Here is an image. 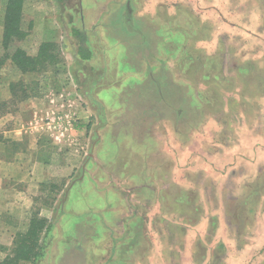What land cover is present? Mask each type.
Wrapping results in <instances>:
<instances>
[{
	"label": "rangeland",
	"instance_id": "1",
	"mask_svg": "<svg viewBox=\"0 0 264 264\" xmlns=\"http://www.w3.org/2000/svg\"><path fill=\"white\" fill-rule=\"evenodd\" d=\"M5 1L0 137L38 122L42 161L38 181L21 189L23 209L12 211L0 264H33L40 251L37 264H264V171L244 184L200 154L264 128V0H20L4 42ZM92 14L104 22L86 24ZM132 19L148 49L131 44L109 69L128 73L147 56L155 74L145 87L122 74L112 84L120 95L103 104L90 73L102 75L118 54L123 37L111 43L105 33L127 35ZM81 45L92 61H78ZM37 53L38 72L22 73ZM62 93L72 126L57 135L46 118ZM16 150L11 143L12 159Z\"/></svg>",
	"mask_w": 264,
	"mask_h": 264
},
{
	"label": "crops",
	"instance_id": "2",
	"mask_svg": "<svg viewBox=\"0 0 264 264\" xmlns=\"http://www.w3.org/2000/svg\"><path fill=\"white\" fill-rule=\"evenodd\" d=\"M6 1L2 8L4 12L6 10ZM67 1H71V0H67ZM97 1L100 2L102 0H97ZM96 5L97 3L94 4L95 8L91 10L93 14L95 11L98 12ZM129 7H131V4L128 1L125 6V11ZM93 14L89 18V20H86L87 21L86 24L91 26L93 25L99 26V24H94V23L104 22L105 19L101 14H99L97 18H94ZM135 22L133 21V19L130 21V27H132V29L131 28L129 29L127 35L124 34V36L122 35H119L117 37L114 36L115 38H113L112 37L113 35L109 33L111 31L108 30V32L105 33V35L107 34L106 38H108V40L111 43L117 41L116 38L123 37V40L119 41V43L116 46V48L118 49V54L122 57V59L116 58L118 54H113V56L111 58L109 57L108 59L105 58L104 63L106 64L105 66L108 67V69L102 75L101 72L95 71L94 73L90 71L91 76L93 75V77L98 78L97 81L93 79V81L95 82H93L92 88L89 89L92 94L97 92L95 94V97L98 99V102L105 104V100H108V98H111L113 96L117 97L120 95V89L119 90L117 89L116 83L114 85L112 84L114 83L115 80L116 81L120 80L122 78V74L124 75L128 74L127 76L128 79L126 80L129 81L131 80L129 79V77L138 76L136 79L132 78L133 83L131 84L132 85L137 84L139 85V87L140 85L145 87V84H148V82H145L147 81L148 77L149 76L153 77L155 74L153 68L147 67L148 66L147 56L141 57L142 59L144 58L145 60L144 63H141V66L133 68L128 73H126L125 70L122 73L120 72L114 73L112 69H109L111 65L119 66L120 65L119 62L122 61L124 63V61L128 59V56L130 54L129 51L131 44L133 45L137 44L136 46H134L133 49L135 50L139 49L140 51H143V53L145 51L144 50L145 46L148 49V44H149L148 37L144 36L143 31L136 26ZM51 25L52 26L54 25L53 22H51ZM1 27H3V23L1 24ZM0 37H1V32H0ZM85 42L86 45L87 44L86 39ZM84 50L85 51L83 55L86 57V59H82L78 51L77 53L78 61H81L83 63L92 61L94 59L93 54L92 55L90 54V50H86L85 48ZM102 84H105V86H103ZM156 85L158 88L160 84L156 83ZM61 96H64V94L63 93L59 94L57 97H55V95L52 96L50 102L52 101L54 102V104L57 103L58 105H60L61 102H71V99H60ZM83 99L85 100V102L91 101V98L89 99L84 97ZM230 108L231 107L228 104V110H230ZM261 129L263 130H260V134L258 135V138L250 134H247L246 133L247 129L246 130L244 129L242 130L241 133L242 140L239 141L240 142L239 145H236V143L234 142L232 146L228 145L227 147H224L223 152H221L220 150L217 151V149H211V153H209L210 155H208V150H204L202 148L200 154L210 156L211 161L213 163V166L211 167L212 172L220 175L221 177H226V178L228 177V179L231 177L234 180L240 179L242 182H244V184L247 181L250 182L254 180V178L256 177L261 178L262 177L261 172L264 171V128ZM1 137H0V254L1 252H5V250H9L12 244L11 236L13 233H12V227L10 221L12 217L11 216L12 211L17 209L19 211L23 209L21 203H22V196H24V194H21L22 193L21 189L27 184L38 181V179H36V177L34 176V173L36 169L38 171V160H39V165L40 162L42 161L40 158L38 159V157H35L38 156V122L34 127L30 128V130L24 129V127L17 128L16 131L15 130L8 131L4 134V136ZM28 138L30 141H28V143L25 144L24 139H28ZM10 142L14 143L15 146L17 147L13 159L11 155L9 156V152H7L9 149V145L11 144ZM22 145L24 149H21L23 148ZM111 154H107V155L109 156ZM198 157L201 158L202 156L196 155V158ZM92 193L97 199L100 198L101 196L100 191L98 190H93ZM6 239H7V243L5 242L6 243L5 244L3 243V241Z\"/></svg>",
	"mask_w": 264,
	"mask_h": 264
},
{
	"label": "trees",
	"instance_id": "3",
	"mask_svg": "<svg viewBox=\"0 0 264 264\" xmlns=\"http://www.w3.org/2000/svg\"><path fill=\"white\" fill-rule=\"evenodd\" d=\"M16 1H20V0H7L6 1V10L4 12V20H3V35H2L3 40L5 38H7V33H8L9 28H10L9 22L6 19L7 16L8 15H11L12 12H14L15 14L18 13V15H20L21 8H19V5H16ZM15 10H16V12H15ZM72 34L75 35V36L80 35V33L77 30L72 31ZM18 35L19 36H22V32L18 33ZM4 42H5V40H4ZM82 43L83 44L85 43V39L84 38H82ZM84 51L85 50H84V48L81 45L80 48H79V55H80V57L82 59H86V57L83 55ZM21 57H22V61L25 64L26 57L24 55H21ZM5 60H7V59H5V57H3V58L0 59V89H1V86H2V74H1V70H2V68L4 66ZM14 60L19 61V57L14 58ZM26 62L28 63V64L27 63L25 64V65H27V67L26 66L25 67L23 66L20 69V71L22 73H26V72H38V70H37V67H38V53H37L36 57H33V58H31V57L29 58L28 57V61H26ZM13 85H15V84H10L9 85V90H12L13 89ZM24 91L25 90H22V89L20 91L21 92L20 94H21V96L23 98V99H21L22 101H24V99H26L25 98L26 97V94H25ZM3 105H5V104H3ZM47 232H49V229L46 231V233ZM41 256H42L41 251L38 252V253H36V254H34L33 260H32L33 261V264H37L38 261H39V259L41 258Z\"/></svg>",
	"mask_w": 264,
	"mask_h": 264
},
{
	"label": "built area",
	"instance_id": "4",
	"mask_svg": "<svg viewBox=\"0 0 264 264\" xmlns=\"http://www.w3.org/2000/svg\"><path fill=\"white\" fill-rule=\"evenodd\" d=\"M61 99H66L63 98V96H61ZM51 103H54L51 101ZM60 109L62 110H57V112H53L52 116H49L46 118V121H49L47 126L49 129L55 130L57 135H63V130H66L67 128H71L72 126V122H71V118H69L68 113H66L65 111L62 112L64 110L65 107H71V103L70 102H61L60 104ZM51 121V122H50Z\"/></svg>",
	"mask_w": 264,
	"mask_h": 264
},
{
	"label": "water",
	"instance_id": "5",
	"mask_svg": "<svg viewBox=\"0 0 264 264\" xmlns=\"http://www.w3.org/2000/svg\"><path fill=\"white\" fill-rule=\"evenodd\" d=\"M92 151H93V148H92L91 152L89 153V156H88V159H87L86 163L90 160V158H92V156H93ZM86 163L82 167L80 180H82L84 178ZM75 183H76V181H73L72 185L75 184Z\"/></svg>",
	"mask_w": 264,
	"mask_h": 264
}]
</instances>
